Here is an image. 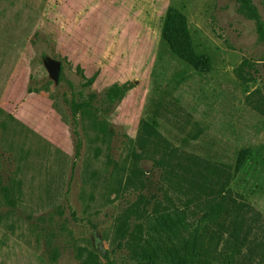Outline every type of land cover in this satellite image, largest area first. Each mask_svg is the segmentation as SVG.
Segmentation results:
<instances>
[{"label":"rangeland","instance_id":"1","mask_svg":"<svg viewBox=\"0 0 264 264\" xmlns=\"http://www.w3.org/2000/svg\"><path fill=\"white\" fill-rule=\"evenodd\" d=\"M169 6L208 72L162 39ZM244 57L250 82L234 72ZM113 83L128 87L106 103ZM143 121L159 136L141 141ZM243 148L225 191L264 214V43L237 0H0V264H151L140 246L156 217L189 201L157 161L233 167Z\"/></svg>","mask_w":264,"mask_h":264},{"label":"trees","instance_id":"2","mask_svg":"<svg viewBox=\"0 0 264 264\" xmlns=\"http://www.w3.org/2000/svg\"><path fill=\"white\" fill-rule=\"evenodd\" d=\"M237 1L242 12L254 21L258 41L264 43V20L257 6L252 0ZM161 36L170 50L196 71L208 72L211 69L210 56L196 51L188 18L177 7L169 6L166 9ZM256 64L251 58L244 57L234 67V72L240 80L250 82L254 79L251 70H257ZM94 79L95 76L87 78L83 85L89 86ZM127 87L128 83H113L104 92L103 100L106 103L116 102ZM73 106L76 108L78 103L75 102ZM140 127L141 132L147 135L142 137L141 133V141L159 136L155 122L143 121ZM249 153V148L241 149L233 167L195 156H183L175 165L164 159L157 161L159 166L169 165L166 172L185 189L189 201L182 211L162 212L156 217L146 234L144 245L140 246L144 251L148 250L144 255L151 264H216L220 258L223 264H243L244 259L252 261L257 256L264 257V242H256L250 236L256 228L264 231V214L242 194L225 191ZM192 203L194 205L190 206ZM195 208H199V211ZM192 215L200 216L194 229H191L188 221V216ZM216 226L219 229L213 231L212 228Z\"/></svg>","mask_w":264,"mask_h":264},{"label":"crops","instance_id":"3","mask_svg":"<svg viewBox=\"0 0 264 264\" xmlns=\"http://www.w3.org/2000/svg\"><path fill=\"white\" fill-rule=\"evenodd\" d=\"M259 207L264 211V206L261 205V203H260Z\"/></svg>","mask_w":264,"mask_h":264}]
</instances>
